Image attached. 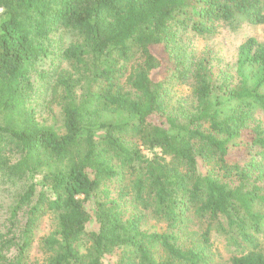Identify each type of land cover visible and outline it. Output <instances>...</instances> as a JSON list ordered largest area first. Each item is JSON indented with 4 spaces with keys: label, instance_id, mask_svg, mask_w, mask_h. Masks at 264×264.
I'll return each instance as SVG.
<instances>
[{
    "label": "trees",
    "instance_id": "trees-1",
    "mask_svg": "<svg viewBox=\"0 0 264 264\" xmlns=\"http://www.w3.org/2000/svg\"><path fill=\"white\" fill-rule=\"evenodd\" d=\"M242 21L264 25V0H0V264H217L219 238L264 264V44L239 46L237 83L180 44ZM154 47L190 73L188 109Z\"/></svg>",
    "mask_w": 264,
    "mask_h": 264
},
{
    "label": "rangeland",
    "instance_id": "rangeland-1",
    "mask_svg": "<svg viewBox=\"0 0 264 264\" xmlns=\"http://www.w3.org/2000/svg\"><path fill=\"white\" fill-rule=\"evenodd\" d=\"M213 29L214 32L209 35H196L195 33H190L187 36L182 37L180 44L182 49H186L185 57L187 62L189 64L192 61L196 63H206L211 69L212 76L216 82L226 78L229 83H237L236 62L238 48L248 39H254L257 43L264 44V25H250L245 21H242L235 26V28H230L225 24L216 22ZM153 51L158 57L162 58L163 62L160 67L151 73L150 76L156 82L164 81V79H166V77H168L174 70V62L172 59H169L168 55L165 54L162 48L154 47ZM170 77L171 79L166 82L168 85H165L166 90L164 99L167 101L170 108L184 107L185 109H188L192 101L191 87L193 85L190 73H185L182 78H179L176 73H171ZM254 117L256 123H262L264 126V116L261 113L255 114ZM245 147H247V145ZM154 152L160 155L159 149ZM232 153H237L236 155L239 158L243 157V154H238L236 150ZM143 154L147 157H151V153L146 150L143 151ZM8 208V200L0 194V232L6 230L7 219L9 216ZM24 218L23 215H19V227L24 224ZM147 228L152 231L153 226L148 225ZM51 229V218L46 216L43 217L35 231V239L48 234ZM97 229L98 225L94 220H92V222L86 227L87 231H96ZM219 239L216 240L212 246V252H214L213 258L217 261V264H229L228 258L230 253H228L229 251L227 248L222 246L224 241L223 238ZM261 244L263 248L264 239L261 240ZM39 257L36 248L33 247L30 252V259L35 260ZM103 264H116L115 255L107 256L104 259Z\"/></svg>",
    "mask_w": 264,
    "mask_h": 264
}]
</instances>
